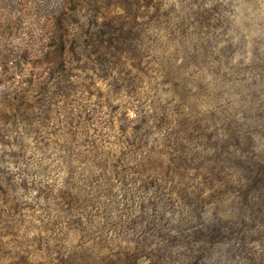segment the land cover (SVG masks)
Here are the masks:
<instances>
[{
    "label": "rangeland",
    "instance_id": "obj_1",
    "mask_svg": "<svg viewBox=\"0 0 264 264\" xmlns=\"http://www.w3.org/2000/svg\"><path fill=\"white\" fill-rule=\"evenodd\" d=\"M145 1L111 0L107 18L140 23ZM156 1L162 11L184 8L197 13L195 18H212L207 30L216 60L196 71L181 59L182 47L173 51L167 40V50L153 55L169 57L168 67L152 62L141 82L147 89L159 87L158 101L171 110L179 101L196 104L201 113L224 110L236 125L253 131L248 134L253 133L264 156V0ZM79 2L65 0L59 15L77 19L89 6V0ZM51 5L52 0H0V264H52L59 254L65 259L87 255L82 264H110L118 258L128 264L134 255H126V248L136 247L130 238L141 228H125L138 222L125 209L151 188L136 182L127 193L108 168L116 164L129 180L130 173L122 172L126 158L120 137L113 131L124 107L132 113L133 102L124 97V82L119 93L112 91L109 69L82 71L83 62L65 67L67 56L50 38ZM124 63L121 74L110 76L135 73L132 60L125 57ZM158 70L169 73L168 84H162ZM100 154L107 160L103 170L95 165ZM112 217L115 223L109 222ZM150 252H136L137 263L157 264L158 256ZM226 262L235 264L230 258Z\"/></svg>",
    "mask_w": 264,
    "mask_h": 264
},
{
    "label": "trees",
    "instance_id": "obj_2",
    "mask_svg": "<svg viewBox=\"0 0 264 264\" xmlns=\"http://www.w3.org/2000/svg\"><path fill=\"white\" fill-rule=\"evenodd\" d=\"M88 3L86 13L70 20L59 15L65 0H52L48 13L50 38L58 41L56 46L67 56L63 61L66 68L71 69L70 63L83 62L79 68L82 71L109 69L112 91L119 93V83L124 82V97L133 102L132 113L124 107L118 128L113 131L120 137L118 145L122 158H126L122 172L130 173L129 180L117 172L116 164L108 168L123 181L120 184L127 193L128 186L136 182L151 188L142 192L140 202H133L139 196L131 199V209H125L128 217L138 221L125 228H141L130 238L136 247L126 248V255L130 256L128 251L134 255L128 264H139L136 252H150L152 247L157 250L150 252L158 256L157 264H228L227 258L235 264H264V156L253 133L248 134L253 131L236 125L224 110L215 115L216 107L205 115L196 104L179 101L174 105L178 109L171 110L158 101L159 87L149 85L147 89L141 82V75L148 76L146 69L152 62L161 69L168 67L165 60L169 57L153 55L159 48L167 50V40L173 51L178 45L182 47L181 59L196 71L210 67L216 60V45L211 44L207 30L212 18H195L197 13L184 8L162 11L161 3L146 0L142 21L131 18L132 24L127 25L107 18L105 10L112 6L111 0ZM125 57L133 61L131 67L137 72H126L128 81L127 77L110 76L126 69ZM158 73L164 79L162 84H168L169 73ZM138 90L143 94L137 96ZM98 136L103 138L100 133ZM84 138H89L88 132ZM97 158L95 165L103 170L107 160L101 154ZM103 218L108 220L107 216ZM114 221V217L109 219L110 223ZM74 255L65 259L59 254L52 264H82L87 257ZM121 261L112 259L110 264H126Z\"/></svg>",
    "mask_w": 264,
    "mask_h": 264
}]
</instances>
